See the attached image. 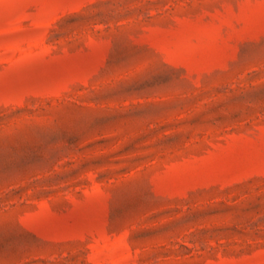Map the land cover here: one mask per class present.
Wrapping results in <instances>:
<instances>
[{
  "label": "rangeland",
  "instance_id": "rangeland-1",
  "mask_svg": "<svg viewBox=\"0 0 264 264\" xmlns=\"http://www.w3.org/2000/svg\"><path fill=\"white\" fill-rule=\"evenodd\" d=\"M0 264H264V0H0Z\"/></svg>",
  "mask_w": 264,
  "mask_h": 264
}]
</instances>
